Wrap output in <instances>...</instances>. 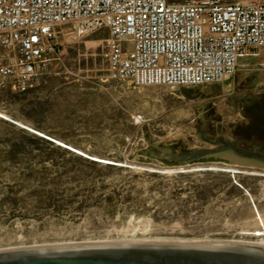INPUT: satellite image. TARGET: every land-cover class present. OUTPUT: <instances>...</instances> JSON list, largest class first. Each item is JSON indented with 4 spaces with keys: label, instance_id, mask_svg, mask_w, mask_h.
<instances>
[{
    "label": "rangeland",
    "instance_id": "obj_1",
    "mask_svg": "<svg viewBox=\"0 0 264 264\" xmlns=\"http://www.w3.org/2000/svg\"><path fill=\"white\" fill-rule=\"evenodd\" d=\"M105 36L106 30L80 38L65 30L56 52L40 64L26 91L0 81V112L7 119L74 143V150L84 155H104L123 164L121 168L90 166L20 139L1 115L0 250L209 239L264 241V233L251 232L257 211L264 218L263 171L250 173L251 167L230 163L240 172H167L162 169L177 165L127 159L130 150L146 146L143 124L150 133L168 137L193 120L194 110L188 105L223 96L228 113L238 120L252 118L247 124L235 121L232 135L242 139L255 135L264 141V80L239 89L234 74L223 82L169 89L110 79L101 61L91 55ZM243 63L237 71L264 70V48ZM149 166L161 171L144 168Z\"/></svg>",
    "mask_w": 264,
    "mask_h": 264
},
{
    "label": "built area",
    "instance_id": "obj_2",
    "mask_svg": "<svg viewBox=\"0 0 264 264\" xmlns=\"http://www.w3.org/2000/svg\"><path fill=\"white\" fill-rule=\"evenodd\" d=\"M65 30H106L91 55L107 78L199 86L264 48V0H0V81L26 91Z\"/></svg>",
    "mask_w": 264,
    "mask_h": 264
},
{
    "label": "water",
    "instance_id": "obj_3",
    "mask_svg": "<svg viewBox=\"0 0 264 264\" xmlns=\"http://www.w3.org/2000/svg\"><path fill=\"white\" fill-rule=\"evenodd\" d=\"M262 80L264 70L235 71V86L239 89L253 88ZM226 97L188 105L194 110L193 120L176 127L168 137L150 133L147 123L143 124L140 127L146 146L130 150L127 159L150 161L163 166L177 165L171 168V172L185 171L184 169L194 165L197 169L222 170L223 168H214L211 164L230 163L264 170V141L255 135L248 139L232 135L230 127L235 121H245L247 124L252 118L238 120L228 113L224 103ZM63 146L72 149L70 146ZM78 153L96 161L123 165ZM0 264H264V251L176 242L42 246L0 250Z\"/></svg>",
    "mask_w": 264,
    "mask_h": 264
},
{
    "label": "trees",
    "instance_id": "obj_4",
    "mask_svg": "<svg viewBox=\"0 0 264 264\" xmlns=\"http://www.w3.org/2000/svg\"><path fill=\"white\" fill-rule=\"evenodd\" d=\"M4 121V123L8 124L11 128H13L14 130V134H18V136L16 137H19L20 139L24 138L25 140L27 141H30L34 144H42V145H45L47 148H50L51 150H55V151H59V152H62V153H67L71 156H73L76 160H79L81 162H84L85 164L87 165H90V166H99L101 165L102 167H105V168H121L123 167L122 165H116V164H111V163H106V162H101V161H96V160H93V159H90V158H87L75 151H73L72 149L70 148H67L66 146H63L51 139H48L47 137L45 136H48L52 139H55L57 141H62L63 143H65L66 145L70 146L71 148H74V147H77L76 144L74 143H67L66 141H63V140H60L59 138L57 137H54L50 134H47L45 136H42V135H39L37 132L35 131H32L30 129H27V128H24L22 126H19L18 124L6 119V118H3L1 117ZM40 133V132H39ZM88 156L90 157H97V155H94V154H89L87 153ZM85 154V155H87ZM98 158H102V159H106V158H109V157H105L104 155H100ZM108 160H112V161H117L115 159H112V158H109ZM166 162H170L168 160H164ZM154 173H157V172H154Z\"/></svg>",
    "mask_w": 264,
    "mask_h": 264
},
{
    "label": "bare ground",
    "instance_id": "obj_5",
    "mask_svg": "<svg viewBox=\"0 0 264 264\" xmlns=\"http://www.w3.org/2000/svg\"><path fill=\"white\" fill-rule=\"evenodd\" d=\"M230 77L231 76L225 75L220 82H223L225 80H228ZM1 115L2 116H5L6 118H9L7 115H4L3 113L0 112V116ZM21 124H23V123H21ZM24 126H26V125H24ZM37 133H39V132H37ZM64 145H66V144H64ZM72 149H74V148H72ZM76 150H77V152L79 151L78 149H76ZM79 152H81V151H79ZM92 158L102 159V158H98V157H95V156L92 157ZM102 160L113 162V161L108 160V159H102ZM118 163H121V162H118ZM211 166L214 167V168L229 169L232 172H235V170H237V169L240 170V168L235 167V166H232V165L211 164ZM144 168H148L149 170L150 169H152V170L154 169V168H151L150 166L149 167H144ZM197 168L198 167L194 165L193 167L188 168V169H184V170H192V169L194 170V169H197ZM162 170L163 171H171L173 169H171V168L168 167V168H164ZM247 171L250 172V173H256L257 171H263L264 172V170H261V169L258 170V169H251V168H250V170H247ZM169 173H171V172H169ZM255 216H256V224L257 225L255 226V228L251 232L254 235H261V234L264 233L263 228H262V226L264 227V218L260 215V213L258 211L255 214ZM209 240H187V241H179V242H176V243H182V244H201V245H209V246H236V247H243V248H246V249H253V250H261V251H264V241L263 240H260L261 242H256V243H253V244H242L241 242H237V241H212V240L209 241Z\"/></svg>",
    "mask_w": 264,
    "mask_h": 264
}]
</instances>
